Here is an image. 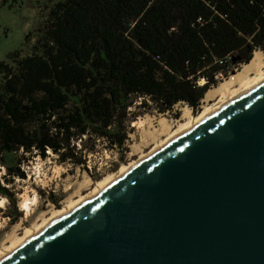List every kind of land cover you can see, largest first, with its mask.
Listing matches in <instances>:
<instances>
[{"label": "trees", "instance_id": "1", "mask_svg": "<svg viewBox=\"0 0 264 264\" xmlns=\"http://www.w3.org/2000/svg\"><path fill=\"white\" fill-rule=\"evenodd\" d=\"M263 47L264 0L56 1L31 51L0 60L5 183L25 177L7 154L85 166L86 139L124 147L135 97L159 113L178 102L197 111L216 73Z\"/></svg>", "mask_w": 264, "mask_h": 264}, {"label": "water", "instance_id": "2", "mask_svg": "<svg viewBox=\"0 0 264 264\" xmlns=\"http://www.w3.org/2000/svg\"><path fill=\"white\" fill-rule=\"evenodd\" d=\"M0 264H264V79Z\"/></svg>", "mask_w": 264, "mask_h": 264}, {"label": "rangeland", "instance_id": "3", "mask_svg": "<svg viewBox=\"0 0 264 264\" xmlns=\"http://www.w3.org/2000/svg\"><path fill=\"white\" fill-rule=\"evenodd\" d=\"M56 1L58 0H0L1 61L14 65L19 58L31 51L44 27L48 11ZM258 50L264 51V47ZM242 67L243 64L229 67L225 73L226 77L216 80L210 88L225 80L228 83L231 77L235 76L236 79ZM248 77H254V74ZM203 83L204 80H201L200 84ZM238 86L239 84H234L232 88ZM205 98L204 94L197 111H193L183 102H178L171 110L159 113L148 100L135 97L132 107L129 108L126 145L122 148L109 147L103 140L86 139L82 143L85 144V166L59 162L57 156L51 152L47 153L45 158L38 155L27 158V155L22 156L20 151L5 155V159L12 166L16 165L18 160L21 161L20 168L25 177L14 178L12 182L5 183L4 175L7 169L0 162V185L5 186L10 193L6 195L0 191V248L9 246L14 239L24 234L26 228L37 226L57 209L82 197L101 180L149 151L184 121V110L188 109L192 116H197L205 106L216 101H206ZM25 196L31 199L30 208L26 212L20 205ZM50 196L56 199V202H52Z\"/></svg>", "mask_w": 264, "mask_h": 264}, {"label": "bare ground", "instance_id": "4", "mask_svg": "<svg viewBox=\"0 0 264 264\" xmlns=\"http://www.w3.org/2000/svg\"><path fill=\"white\" fill-rule=\"evenodd\" d=\"M263 53L264 51L255 50L252 54L250 61L246 64H243V67L241 71L238 73V77L236 79L234 78L235 77L234 76L229 79V82L227 81L228 83H226V80H225V82H221L219 85L209 88L205 92V97H206L205 100L207 101V100L216 99V101L213 102L211 105L205 106L200 114H198L197 116H192L189 113L188 109L184 110L183 112L184 121L179 124L176 130L171 131V133H169L164 139L154 144V146L149 151L141 154L138 157V159L133 160L131 163H129L126 166L124 165V167H121L118 171L114 172L112 175L101 180L99 183L96 184V186L91 191L87 192L82 197L74 201H71L69 204L62 207L61 209H57L46 220H44L37 226L26 228L24 234L21 237L14 239L9 246L5 248H0V258L4 256L5 254H7L12 249L16 248L22 242L27 240L31 235H33L35 232L43 228L45 225L62 217L64 214L69 212L80 202H82L86 198L98 192L108 183H110L115 178H117L122 173H124L126 170H128L131 166L136 164L139 160H142L143 158L149 156L156 150L160 149L169 140L181 134L182 132L189 129L190 127L194 126L196 123H198L201 119H203L209 113L221 107L222 105L226 104L230 100L240 96L241 94L248 91L256 84H258L260 81H262L264 79V67H262ZM252 73L254 74V77H248ZM240 76H242V78ZM230 80H233V81H230ZM234 84H239V86L236 88H232ZM161 124H164V123H161ZM29 200L31 201V199L25 196L20 202L21 208L25 209V212L30 208Z\"/></svg>", "mask_w": 264, "mask_h": 264}, {"label": "built area", "instance_id": "5", "mask_svg": "<svg viewBox=\"0 0 264 264\" xmlns=\"http://www.w3.org/2000/svg\"><path fill=\"white\" fill-rule=\"evenodd\" d=\"M225 77H226V74L223 73V72H218V73H216V74L214 75V78H215L216 80H221V79H224Z\"/></svg>", "mask_w": 264, "mask_h": 264}]
</instances>
